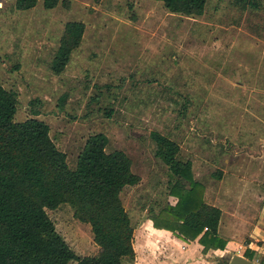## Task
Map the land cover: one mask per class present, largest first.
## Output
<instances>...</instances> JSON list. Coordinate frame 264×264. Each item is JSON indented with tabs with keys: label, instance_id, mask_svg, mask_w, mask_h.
Segmentation results:
<instances>
[{
	"label": "rangeland",
	"instance_id": "obj_1",
	"mask_svg": "<svg viewBox=\"0 0 264 264\" xmlns=\"http://www.w3.org/2000/svg\"><path fill=\"white\" fill-rule=\"evenodd\" d=\"M259 2V9H242L234 0H208L202 15L187 16L158 0H62L52 9L39 0L25 11L14 0H0V83L17 93L14 120L46 122L70 168L95 133L107 137V152L129 157L140 181L120 197L135 245L149 206L156 215L177 200L168 187L175 179L155 156L153 131L178 143L202 198L221 209L223 255L247 253L257 225L256 243L264 245V0ZM68 21L83 22L85 31L56 74L51 64ZM46 212L80 258L97 252L90 225L71 205Z\"/></svg>",
	"mask_w": 264,
	"mask_h": 264
},
{
	"label": "trees",
	"instance_id": "obj_2",
	"mask_svg": "<svg viewBox=\"0 0 264 264\" xmlns=\"http://www.w3.org/2000/svg\"><path fill=\"white\" fill-rule=\"evenodd\" d=\"M38 1L14 0V7L30 10ZM158 1L170 12L200 16L208 0ZM234 1L242 9L261 7L260 0ZM60 2L42 0V5L52 9ZM84 31L81 21L65 23L51 64L54 73L64 70ZM17 102V93L0 83V264H132L134 227L120 194L140 178L132 171L129 157L121 150L107 152V137L95 133L88 136L74 168H70L46 122L36 117L14 120ZM186 108L187 101L179 113L184 115ZM150 134L155 156L175 179L168 187L169 195L177 200L174 205L166 203L156 215L149 206L148 218L154 227L167 229L179 239L197 238L204 253L225 249L227 240L219 233L222 211L202 198V186L192 177L191 161L178 156L179 145L168 136L157 131ZM63 203L71 205L74 215L90 225L97 245L94 255L80 258L57 232L46 209ZM260 264H264V256Z\"/></svg>",
	"mask_w": 264,
	"mask_h": 264
},
{
	"label": "crops",
	"instance_id": "obj_3",
	"mask_svg": "<svg viewBox=\"0 0 264 264\" xmlns=\"http://www.w3.org/2000/svg\"><path fill=\"white\" fill-rule=\"evenodd\" d=\"M258 227L259 225L254 229L255 240L250 241L245 247L248 252L245 254L239 252L238 255L260 264V259L264 256V245L256 243ZM139 232L137 244L133 242V264H217L219 257L224 258L223 254L228 253L226 248L223 250L209 249L204 253L203 246L197 238L184 241L173 237L171 231L154 227L153 221L148 217L140 224ZM251 254L252 259L248 257Z\"/></svg>",
	"mask_w": 264,
	"mask_h": 264
},
{
	"label": "water",
	"instance_id": "obj_4",
	"mask_svg": "<svg viewBox=\"0 0 264 264\" xmlns=\"http://www.w3.org/2000/svg\"><path fill=\"white\" fill-rule=\"evenodd\" d=\"M219 259H220L221 264H258L236 253L226 258L219 257Z\"/></svg>",
	"mask_w": 264,
	"mask_h": 264
},
{
	"label": "flooded vegetation",
	"instance_id": "obj_5",
	"mask_svg": "<svg viewBox=\"0 0 264 264\" xmlns=\"http://www.w3.org/2000/svg\"><path fill=\"white\" fill-rule=\"evenodd\" d=\"M224 258H226V257L224 256ZM217 263H218V264H221L220 259L217 260Z\"/></svg>",
	"mask_w": 264,
	"mask_h": 264
}]
</instances>
